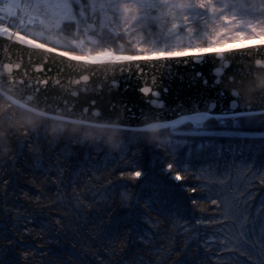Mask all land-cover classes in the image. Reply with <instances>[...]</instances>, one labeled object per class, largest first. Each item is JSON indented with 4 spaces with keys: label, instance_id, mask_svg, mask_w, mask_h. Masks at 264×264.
Here are the masks:
<instances>
[{
    "label": "trees",
    "instance_id": "1",
    "mask_svg": "<svg viewBox=\"0 0 264 264\" xmlns=\"http://www.w3.org/2000/svg\"><path fill=\"white\" fill-rule=\"evenodd\" d=\"M189 15L193 16L191 40L207 46L214 36L210 23L196 19L195 10ZM178 30L186 34L184 26ZM171 40L158 39L157 48L171 49ZM37 41L43 42L40 38ZM87 47L93 55L99 50L92 44ZM113 47L116 54L137 51L134 44L125 40H118ZM73 54H80V50L75 49ZM195 130L191 123L176 130L183 136L176 135L175 140L184 139L186 143L175 145V152L137 140L142 131L125 133V147L119 153L72 141L48 144L43 139L18 153L15 139L12 140L14 135L10 137L11 151L0 160V219L6 221L5 227L11 230L16 243L0 240V249L6 250L2 255L5 264H137L138 257L143 258L141 264H185L188 259L191 264H200L201 257L211 255L223 237V233L215 231L220 224L197 223L201 217L207 220L219 215L218 205L212 204V199L231 202L253 193L249 201L253 208L264 201V183L252 178V174L258 177L264 172V137L192 134ZM198 130L264 134V115L211 119ZM168 163L173 164L171 172L167 170ZM140 169L146 176L139 180L128 177V173ZM177 171L182 176L179 181L172 178ZM209 173L214 180L209 179ZM151 184L160 185L168 192L180 206V217L157 215L149 209L151 217L158 222L155 226L145 224L152 243H142L123 225L119 227V237L107 242L101 228L112 231L131 211L122 206L127 203L125 197H133L137 186L146 195ZM192 187L196 188L195 192L188 191ZM109 189H112L108 192L110 200L98 195ZM193 199L197 203L193 204ZM76 204L83 215L76 211ZM139 207L143 210V205ZM18 214L37 217L30 225L33 231L23 237L13 229ZM109 215L113 217L112 224ZM41 220L51 227L41 232Z\"/></svg>",
    "mask_w": 264,
    "mask_h": 264
},
{
    "label": "snow or ice",
    "instance_id": "2",
    "mask_svg": "<svg viewBox=\"0 0 264 264\" xmlns=\"http://www.w3.org/2000/svg\"><path fill=\"white\" fill-rule=\"evenodd\" d=\"M192 10H195L196 19L203 18L212 27L214 36L207 46L191 40L193 16H190L189 12ZM245 16L254 19L245 21L242 18ZM181 26L186 29L185 35H180L178 32ZM21 32L24 34L21 35ZM0 35L8 41L16 38L21 45H31L47 53L56 52V46L63 45L66 50L60 52V56L93 65L104 62L153 59L169 61L188 57L190 54L192 57H201L205 54L221 55L235 50L264 51V0H0ZM37 38L43 42H38ZM158 39H174V43L171 49L167 46L157 48ZM118 40L134 44L137 51L133 54H116L113 46ZM49 41L54 42L53 46L49 47ZM88 44L98 47L99 50L95 55L87 47ZM75 49H80V54H73ZM257 64L264 66L260 61H257ZM4 67L8 70L7 73L0 72V74L3 75L6 83L19 85L27 100L36 97L35 89L30 90L27 82L13 79L11 64H5ZM136 67L138 72H143L142 66ZM128 70H131V66ZM81 81H89V74L81 75L80 80L75 83L79 84ZM43 83L47 84V79ZM55 83L59 85L60 81L56 80ZM153 83H155L154 77ZM112 86H116L114 82ZM140 91L145 95H159L150 87H142ZM70 95L75 96L76 91H72ZM91 103L95 104V101ZM158 106L163 107L159 104ZM82 110L91 112L93 115H101L98 109H92L89 106L82 107ZM207 118L206 115L183 116L176 120L165 121V127L177 130L189 120L199 122ZM138 129L143 130L140 126L132 129L127 124H123L124 133ZM176 135L183 136L179 131ZM13 138L18 153L25 146L39 144L41 139L48 144L52 143L40 131H33L27 139L17 135H14L12 140ZM136 138L143 140L140 136ZM183 143H186L184 139L175 140L177 147ZM163 150L175 152L176 148ZM126 154V152L122 153V155ZM37 162L39 165V155ZM227 168L228 166L225 169ZM167 170L169 172L173 170L172 163L167 164ZM127 175L130 179L139 180L146 176V172L140 169ZM207 175L209 179H215L210 173ZM172 178L179 181L182 176L177 171ZM252 178H259L261 183H264V172H261L258 177L252 174ZM111 191L112 189H109L98 195L102 199L110 200L108 192ZM188 191L195 192L196 188H189ZM252 195L254 194L249 193L243 198H234L231 202L211 200L212 204L218 205L219 215L207 220L201 217L197 223L220 224V228L215 231L223 233V237L211 255L206 254L201 257L200 264H211L213 261L215 264H264V201L253 208L249 203ZM125 200L127 203L122 206L131 209L129 214L121 218L112 231L101 228L104 239L109 243L119 237L120 225L125 226L129 233L134 232L142 243H152L145 224L155 226L158 222L151 217L149 209L157 215L180 217V206L171 199L162 186L157 184H151L146 195H142L140 187L137 186L134 196L131 198L126 196ZM95 202L93 199L92 203ZM192 203L195 204L197 201L193 199ZM141 205L143 210L139 207ZM74 207L77 212L84 214L79 204ZM36 221L37 217L34 215L20 216L18 214L13 221V229L23 237L33 231L30 225ZM39 223L41 232L51 227L42 220ZM57 223L60 221L57 220ZM112 223L113 217L109 215V224ZM5 225L6 221L0 219V240L6 239L9 244H15L16 240L11 237V230L6 229ZM4 251L6 250L0 249V264H5L2 259ZM156 251L161 250L156 249ZM142 260V257H138L137 264H141ZM185 264H191L190 259L186 260Z\"/></svg>",
    "mask_w": 264,
    "mask_h": 264
},
{
    "label": "water",
    "instance_id": "3",
    "mask_svg": "<svg viewBox=\"0 0 264 264\" xmlns=\"http://www.w3.org/2000/svg\"><path fill=\"white\" fill-rule=\"evenodd\" d=\"M60 52L62 50L57 49L56 52L47 53L31 45H21L16 38L8 41L0 35V72L7 73L4 66L11 64L13 79L27 82L30 90L35 89L34 95L39 97L25 99L18 85L20 97H9L13 104L29 112L46 109L45 115L51 119L67 120L82 115L86 117L84 123L88 125L122 115L123 124L132 129L140 126L147 114L163 121L197 115H206V121L264 115V103L244 107L240 97L225 87L230 77L239 81L251 80L256 70L261 68L257 61L264 64V51L235 50L201 57L190 54L169 61L153 59L96 65L72 61L60 56ZM137 65L142 66V73L137 71ZM84 74H89V81L75 83ZM45 79L47 84L43 83ZM56 80L60 81L59 85L55 83ZM142 87H150L159 95H145L140 91ZM72 91H76L75 96L70 95ZM93 100L95 104L91 103ZM84 106L98 109L101 115L83 111ZM186 123L202 125L192 120ZM197 133L249 139L264 137V134L238 132L200 131L192 134Z\"/></svg>",
    "mask_w": 264,
    "mask_h": 264
},
{
    "label": "clouds",
    "instance_id": "4",
    "mask_svg": "<svg viewBox=\"0 0 264 264\" xmlns=\"http://www.w3.org/2000/svg\"><path fill=\"white\" fill-rule=\"evenodd\" d=\"M226 88L240 97L244 107L264 103V67L256 70L249 81H239L230 77ZM9 97L19 98L18 85L6 83L0 74V160L11 151L13 135L28 138L33 131H40L53 143L72 141L80 145L103 147L111 153H119L125 147L123 117L117 115L98 121L96 125L84 123L86 117L77 116L72 119H51L45 115L46 109L28 112L20 110ZM206 124V119L199 121ZM141 138L150 146L161 149L175 148L176 130L165 127V121L147 114L143 117Z\"/></svg>",
    "mask_w": 264,
    "mask_h": 264
},
{
    "label": "rangeland",
    "instance_id": "5",
    "mask_svg": "<svg viewBox=\"0 0 264 264\" xmlns=\"http://www.w3.org/2000/svg\"><path fill=\"white\" fill-rule=\"evenodd\" d=\"M5 26H7V22H6V21H5ZM178 32H179L180 35H185V33H180L179 30H178ZM21 34H22V32H21ZM192 36H193V35H192ZM171 41H172V44H173V43H174V39H172ZM48 43L51 44V45L53 46V43H54V42L49 41ZM56 47H57V48H65L63 45H57ZM79 50H80V49H79Z\"/></svg>",
    "mask_w": 264,
    "mask_h": 264
},
{
    "label": "bare ground",
    "instance_id": "6",
    "mask_svg": "<svg viewBox=\"0 0 264 264\" xmlns=\"http://www.w3.org/2000/svg\"><path fill=\"white\" fill-rule=\"evenodd\" d=\"M192 124V123H191ZM193 125H195L196 126V130L195 131H193V133H195V132H200L199 130H198V128L200 127V126H202V125H196V124H193Z\"/></svg>",
    "mask_w": 264,
    "mask_h": 264
},
{
    "label": "built area",
    "instance_id": "7",
    "mask_svg": "<svg viewBox=\"0 0 264 264\" xmlns=\"http://www.w3.org/2000/svg\"><path fill=\"white\" fill-rule=\"evenodd\" d=\"M7 22V21H6Z\"/></svg>",
    "mask_w": 264,
    "mask_h": 264
}]
</instances>
